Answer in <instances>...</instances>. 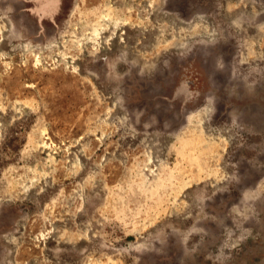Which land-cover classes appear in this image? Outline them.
Here are the masks:
<instances>
[{
    "label": "rangeland",
    "instance_id": "1",
    "mask_svg": "<svg viewBox=\"0 0 264 264\" xmlns=\"http://www.w3.org/2000/svg\"><path fill=\"white\" fill-rule=\"evenodd\" d=\"M0 264H264V0H0Z\"/></svg>",
    "mask_w": 264,
    "mask_h": 264
},
{
    "label": "flooded vegetation",
    "instance_id": "2",
    "mask_svg": "<svg viewBox=\"0 0 264 264\" xmlns=\"http://www.w3.org/2000/svg\"><path fill=\"white\" fill-rule=\"evenodd\" d=\"M207 66H208V65H207ZM209 67H210V66H209ZM209 67H208V68H209ZM209 72H210V71H209ZM223 83H224V82H223Z\"/></svg>",
    "mask_w": 264,
    "mask_h": 264
}]
</instances>
